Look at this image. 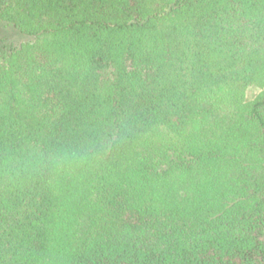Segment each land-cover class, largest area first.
Segmentation results:
<instances>
[{
    "label": "trees",
    "instance_id": "trees-1",
    "mask_svg": "<svg viewBox=\"0 0 264 264\" xmlns=\"http://www.w3.org/2000/svg\"><path fill=\"white\" fill-rule=\"evenodd\" d=\"M0 264H264V0H0Z\"/></svg>",
    "mask_w": 264,
    "mask_h": 264
}]
</instances>
